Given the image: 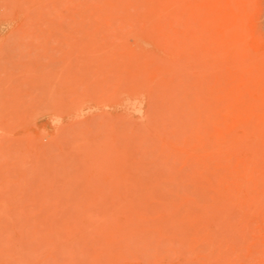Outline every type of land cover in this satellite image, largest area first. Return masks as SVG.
Here are the masks:
<instances>
[{"label": "rangeland", "instance_id": "rangeland-1", "mask_svg": "<svg viewBox=\"0 0 264 264\" xmlns=\"http://www.w3.org/2000/svg\"><path fill=\"white\" fill-rule=\"evenodd\" d=\"M0 264H264V0H0Z\"/></svg>", "mask_w": 264, "mask_h": 264}]
</instances>
